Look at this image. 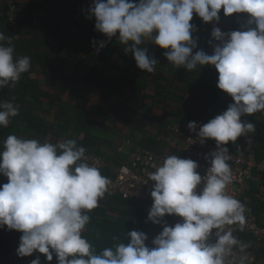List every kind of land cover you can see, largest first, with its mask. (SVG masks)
<instances>
[{"label":"clouds","instance_id":"1","mask_svg":"<svg viewBox=\"0 0 264 264\" xmlns=\"http://www.w3.org/2000/svg\"><path fill=\"white\" fill-rule=\"evenodd\" d=\"M221 10L225 17L246 14L247 30L224 33L214 27L211 38L218 43L212 53L193 54V16L218 23ZM88 12L97 32L108 40L118 34L141 71L153 73L158 64L142 46L147 41L164 50L175 68L214 67L218 89L234 103L199 128L200 143L214 140L217 149L209 154L205 175L195 161L174 154L152 165L148 220L161 224L165 216H174L178 222H165L151 248L147 235L138 231L127 233V244L100 251L87 239L90 213L111 180L88 163L86 149L75 139L52 143L8 135L0 142V175L8 181L0 185V229L22 234L17 256L39 253L49 264L53 255L57 264H248L250 244L237 239L230 227L243 231L247 210L227 191L234 177L226 145L255 132L254 123L242 121L243 116L264 113V0H94ZM30 67L31 58L17 56L12 36L0 32V91L14 87ZM18 115L13 102H0V127ZM188 128L195 131L197 125L190 122ZM31 264H41L39 257Z\"/></svg>","mask_w":264,"mask_h":264},{"label":"trees","instance_id":"2","mask_svg":"<svg viewBox=\"0 0 264 264\" xmlns=\"http://www.w3.org/2000/svg\"><path fill=\"white\" fill-rule=\"evenodd\" d=\"M17 1L20 5L17 4L15 18L0 14V32L12 36L15 54L29 56L31 67L14 87L0 91V102H13L19 109V115L10 120L8 127H0V142L10 134L52 143L75 139L78 146L86 149L87 154L106 157L102 147L110 145L108 135L116 130V127L110 128V123L122 124L125 129L132 128V138L138 128L145 132L146 127L156 128L163 136L168 137L170 126L177 121L187 120L203 126L227 110V105L219 99L214 86L217 79L212 83L206 76L198 81V91L194 101H197L201 108L195 115L186 114L185 110L180 109L173 115L174 123L167 124L152 112L146 116L137 113L140 108L138 101L137 109L129 107L128 102H133V97H138L150 83L147 74L146 72L140 74L139 70L131 69L122 62L126 53L125 46L119 43L118 36L108 40L95 30V26L91 25V21L95 19L87 18L89 8L83 10L84 0ZM8 8L7 5L0 4V12ZM198 18L196 15L193 16L191 23L194 27L207 28L209 23L199 22ZM230 19L231 26L221 29L222 32L247 30L246 14H233ZM100 42H104L103 48H100ZM142 46L147 47L148 55L158 61L156 66L161 68L156 67V69L188 78L197 74L199 66L191 72L183 68H175L166 60L164 50L147 41ZM200 50L211 54L206 44L198 42L193 54ZM59 82L63 83L60 89ZM48 90L67 91L71 97H76V103L74 105L65 103ZM154 90L155 100L162 104H166L169 97H176L174 93L173 96L171 94L167 96L166 87L162 86L161 89L158 79L155 81ZM162 90H164L163 97ZM135 92L139 94L135 95ZM91 97H99L100 102H106V97H122V101L117 105H111V112L108 113L92 102ZM124 97L129 98L124 100ZM158 97L164 100H159ZM47 100L51 103L47 104ZM54 106L55 109L52 108ZM52 110H54L53 117L50 113ZM251 118L244 116L242 121L249 122ZM255 130L260 134L262 144L264 126L255 125ZM123 134L124 132L121 135ZM79 136L83 138L80 139ZM239 139L242 140V137ZM238 140L229 144V147L238 153L244 152L246 148H255L247 147ZM127 161L126 156L122 157L118 163L115 161L117 165L113 163V166ZM105 176L110 177L108 174ZM7 182V178L0 175V185ZM262 203L257 202L251 207L254 213L264 220ZM149 210L150 207L142 203L118 197H104L99 207L90 213L91 219L85 236L97 251H100L118 242L127 244V233L138 231L147 235L146 246L151 248L152 241L163 231V224L166 222L168 226H174L176 218L165 216L161 224H153L148 220ZM21 235L19 232L9 231L6 226L0 229V264H31V261L37 257L41 264H49L39 253H33L30 257L17 256ZM242 241L249 242V238L243 234ZM50 264H57L55 255Z\"/></svg>","mask_w":264,"mask_h":264},{"label":"built area","instance_id":"3","mask_svg":"<svg viewBox=\"0 0 264 264\" xmlns=\"http://www.w3.org/2000/svg\"><path fill=\"white\" fill-rule=\"evenodd\" d=\"M0 4L9 7L7 10L0 12L1 15L16 17L17 6L12 0H0ZM215 86L219 99L227 107L234 103L231 96L218 89L217 83ZM189 123L187 120H180L170 126L168 137L164 136L163 138L165 146L162 150L149 151L140 148L131 154L128 163L118 166H113L112 160L107 157L86 153L89 157L88 163L98 167L102 175H110L108 178L111 180V184L105 197H118L127 201L142 203L151 208L153 204L151 191L154 182L148 180V174L154 171L152 165L159 163L166 155L174 154L178 158L195 161L199 165L197 171L201 176L205 175L210 167L209 154L217 150L216 142L209 139L204 143H200L197 133L202 125L195 122L197 125L196 130L190 131L188 128ZM229 144L226 147H228L231 155L229 163L234 179L228 186L227 191L241 201L247 210V220L243 231L240 230L239 225L230 227L237 239L242 241L243 234L249 238L248 264H257V251L264 246V220L254 213L251 206L257 202H264L261 193L254 189V183L257 179L264 177V158L257 154L256 149H247L242 153H238L231 149ZM118 152L123 154V148L120 147ZM206 156H209V160L205 159ZM202 187L203 184L198 186L197 191L199 192ZM176 222H178V218H176Z\"/></svg>","mask_w":264,"mask_h":264},{"label":"crops","instance_id":"4","mask_svg":"<svg viewBox=\"0 0 264 264\" xmlns=\"http://www.w3.org/2000/svg\"><path fill=\"white\" fill-rule=\"evenodd\" d=\"M74 1V0H72ZM84 6L85 9L90 8V6L93 4L94 0H84ZM199 22H203L200 18H198ZM91 25L95 26V21H91ZM231 26V19L230 17H225L223 14V10L220 12V20L219 22H209L207 28L201 27L198 28L196 26L194 32H193V39L196 41V43L201 42L203 44H206L209 49L211 50V53L218 43L217 41L212 40L211 38V32L214 27H219L220 29H226ZM255 27V26H252ZM122 62H125L131 69H135L136 71L139 70V73L142 74L143 71L137 68L135 64V60L133 58V55L131 53H125V58L122 60ZM127 67V66H126ZM157 68H161V66H156ZM128 71H130L129 68H127ZM197 74L194 77L188 78L187 76H180L177 73L174 75L170 71H160L155 68V71L153 73H147V79L148 83L145 87V89L139 94V92H135V95H138V97H133V102H128L129 107L137 109V101L138 106L140 107L139 110L136 112L146 116L150 115L149 112H152L155 116L159 117L160 119H163L167 124H173V115L175 112L179 111L180 109L185 110L186 114L195 115L201 108V106L198 104L197 101H194V97H196V91H198V81L202 80L204 77H208L207 79L210 80L212 83L215 79L218 80V73L212 66H204L203 68H200L196 72ZM192 75V74H190ZM195 80H194V79ZM159 80V85L163 88L166 87L167 89V96L171 94L173 96L176 95V97H169L166 104H162L159 101L155 100V81ZM190 79V80H188ZM174 80L175 82L173 83ZM194 80V81H191ZM216 80V83H217ZM197 81V82H196ZM214 83V86L216 85ZM216 87V86H215ZM69 93V92H68ZM99 96V94H97ZM164 96V90H162V97ZM59 100L64 101L65 103L74 105L76 103V97H61L57 96ZM129 97H124V100H127ZM159 100H164V98L158 97ZM90 100L100 106L105 112H111L112 106L111 105H117L119 102L122 101V97H106V102H100L99 97H91ZM123 100V101H124ZM47 104L51 103V101H46ZM110 103V104H109ZM55 109L56 107H52ZM50 112V111H49ZM51 113V112H50ZM251 121L249 123H254V125L257 126H264V113H256L251 116ZM102 123V121L100 122ZM258 123V124H256ZM110 128L113 129L116 127V130H118V134L111 135L109 137L110 139V145H104L102 147V150L107 158L112 160L114 165H117L115 161L118 163L122 157H119L118 149L120 147L125 148V146H128V148L131 150L130 153L125 155L128 159L126 163L129 162L130 156L132 153L136 152L138 149H144L149 151H160L164 148L165 142H164V136L161 134V131L157 130L153 127H146L145 132H142L140 128H138V131L134 134V137L132 138V128L131 130L124 126L122 124H109ZM114 130V131H116ZM122 132H124L123 135ZM80 139L83 138V136H79ZM264 139V138H262ZM147 140V142L145 141ZM239 143L247 146V147H255L254 149H257V154L264 158V142L261 144L260 142V134L255 130L254 133L249 134V137H242V140H238ZM264 141V140H263ZM124 155V152H123ZM254 189L256 191L260 192L261 195L264 198V177H259L257 181L254 183ZM261 204V203H260ZM264 206V203H262ZM258 252V262L257 264H264V246L259 248Z\"/></svg>","mask_w":264,"mask_h":264},{"label":"rangeland","instance_id":"5","mask_svg":"<svg viewBox=\"0 0 264 264\" xmlns=\"http://www.w3.org/2000/svg\"><path fill=\"white\" fill-rule=\"evenodd\" d=\"M12 2L13 3H15V5L17 6V4H18V6L20 5L18 2L19 1H17V0H12ZM88 18V17H87ZM117 36H118V34H117ZM58 87H59V89L60 88H62L63 87V83L62 82H59L58 83ZM50 93H54L56 96H61V97H71L70 96V94L66 91V92H62V91H60V90H57V91H52V90H48ZM53 113H54V110H52L51 111V114H52V117H53ZM114 134H117V135H119L116 131H112V132H110L109 133V137L111 136V135H114ZM130 149L128 148V146H125V148H124V150H123V152H124V155L123 154H119V157H125V155H127L128 153H130ZM123 161H124V159H122ZM236 189H237V187H236Z\"/></svg>","mask_w":264,"mask_h":264}]
</instances>
